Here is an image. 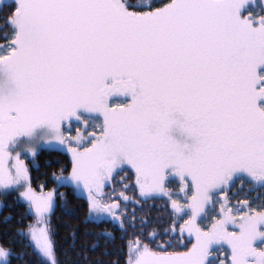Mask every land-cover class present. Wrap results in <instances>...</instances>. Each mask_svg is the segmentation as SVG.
<instances>
[{"label":"snow or ice","instance_id":"1","mask_svg":"<svg viewBox=\"0 0 264 264\" xmlns=\"http://www.w3.org/2000/svg\"><path fill=\"white\" fill-rule=\"evenodd\" d=\"M57 207L123 264H264V0H0V264H79Z\"/></svg>","mask_w":264,"mask_h":264},{"label":"trees","instance_id":"2","mask_svg":"<svg viewBox=\"0 0 264 264\" xmlns=\"http://www.w3.org/2000/svg\"><path fill=\"white\" fill-rule=\"evenodd\" d=\"M64 161L66 158L58 151L47 150L43 151L36 160L39 165L37 170L28 161L30 169L32 170L33 186L37 184L46 183L48 188L56 187L55 182L49 179L52 171H58L61 165H54L52 168L46 167V162L51 160ZM130 174V173H128ZM61 192L69 193L68 201L71 207H75L78 201L73 199L68 188H60ZM129 196H134L135 193L128 192ZM62 201H57V204H62ZM22 211V209H19ZM7 214V213H5ZM85 212L78 210L75 216H67L61 207H57L55 214L52 217L53 225L56 228L57 235L55 237L60 248L65 249L71 253L73 260L79 261V264H111V262L120 259L123 264V241L116 239L114 243H105L98 241L93 235H85L86 232L93 230L92 226L84 223ZM28 221H25L27 223ZM19 227V225H17ZM99 231V229H95ZM75 232L77 239L75 241V248L73 249L72 233ZM93 245H98L94 250ZM19 251V246H17ZM19 264V262H18Z\"/></svg>","mask_w":264,"mask_h":264},{"label":"rangeland","instance_id":"3","mask_svg":"<svg viewBox=\"0 0 264 264\" xmlns=\"http://www.w3.org/2000/svg\"><path fill=\"white\" fill-rule=\"evenodd\" d=\"M30 167V166H29Z\"/></svg>","mask_w":264,"mask_h":264}]
</instances>
